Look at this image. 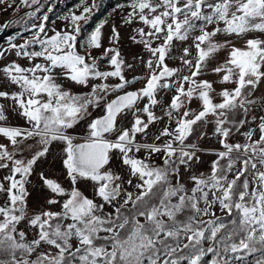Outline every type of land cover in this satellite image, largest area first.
<instances>
[{
  "label": "snow or ice",
  "instance_id": "snow-or-ice-1",
  "mask_svg": "<svg viewBox=\"0 0 264 264\" xmlns=\"http://www.w3.org/2000/svg\"><path fill=\"white\" fill-rule=\"evenodd\" d=\"M98 6L0 49V264H264V0Z\"/></svg>",
  "mask_w": 264,
  "mask_h": 264
},
{
  "label": "rangeland",
  "instance_id": "rangeland-1",
  "mask_svg": "<svg viewBox=\"0 0 264 264\" xmlns=\"http://www.w3.org/2000/svg\"><path fill=\"white\" fill-rule=\"evenodd\" d=\"M105 2L106 0H97L98 3V8L95 10L91 20L89 21L88 24L84 25V32L88 33L90 32L94 27L95 24L98 23L102 19H109L113 23H120L119 17L117 16L116 13H113V8L118 4V3H125L126 0H108L110 3H102ZM92 0H88V3H91ZM13 3V0H7L6 3L0 4V25H3L6 21L13 20L15 21L14 23L10 24L8 27H13L11 32H8L4 39L0 41V49L7 48L8 42H9V37H13L14 40L13 42L19 44L22 43L24 39H29L31 38L33 32L36 29L32 28L33 24H39L42 22V17L44 15H47L49 17L48 21H45L46 29L49 31V34H52L51 30L52 29H57L60 30L64 27L65 21L62 19L65 15H68L72 11H76L77 14H79V11L82 10L78 8L77 6L80 4V0H39L38 5H32L31 7H26L24 5L20 4V0H14V4L19 6V11H16L15 6L12 8H7V4ZM37 8H39V11H37ZM7 9V10H5ZM51 9V11H49ZM30 12H35L34 16H29L27 15ZM111 13V16L109 15ZM15 26H20V28L16 29ZM135 26V25H134ZM5 28L4 32L8 29ZM121 31V41H120V46L122 50V55L129 61V62H134L133 61V54L134 53H140L142 51V48L140 45L134 44L131 39L130 35H132V31L130 28H126L121 24L120 27ZM1 32V31H0ZM3 32V34H4ZM105 32V37H107L109 33V28L106 26L104 29ZM2 34V35H3ZM19 34V35H18ZM0 35V37L2 36ZM243 41H240L239 44H242ZM108 42L107 40L105 41V46H107ZM238 44V46H239ZM35 49H39V45L33 46ZM94 55H99V51H94ZM195 55V53H193ZM224 53H220V57L223 58ZM146 58V55H145ZM12 59L19 60L22 64L27 65L29 62L24 59H20L14 56V54H9L6 57V61H10ZM106 58L102 63V67L106 66ZM179 61H176V64L174 66H178ZM138 70L137 72H127V76L131 78L133 75L140 74L143 75L142 70L139 69V66H137ZM206 78L208 79H216L215 76H207ZM140 83H137L135 87H140ZM217 87H219L217 85ZM74 91H86L87 89H82L80 86H75L73 88ZM196 102L194 101L192 104V107L195 108ZM98 113L94 112V115ZM22 123V121H20ZM162 127V125H157L152 129V132L156 131V128ZM238 137H234V139H237ZM209 143H211L213 146L215 145V141L212 140ZM205 164L202 167L201 170H206L208 167V163L214 159V156L211 155H205L203 157ZM118 163V162H114ZM60 163L57 161L55 164H53V157H49L47 162L38 165L37 171L43 170L46 175L49 176H59V170H60ZM4 173L0 172V175H3ZM61 180L64 181L65 186H68V183L63 176H59ZM33 188L36 190L33 191L32 197L30 200V203L32 204L33 207L37 205V203H42L43 202V196L46 194L45 192L40 191V184L38 182V177L34 176L33 178ZM86 194L91 196V191L86 190Z\"/></svg>",
  "mask_w": 264,
  "mask_h": 264
},
{
  "label": "trees",
  "instance_id": "trees-1",
  "mask_svg": "<svg viewBox=\"0 0 264 264\" xmlns=\"http://www.w3.org/2000/svg\"><path fill=\"white\" fill-rule=\"evenodd\" d=\"M102 3H110L108 0H106L105 2L102 1ZM16 29L20 28V26H15ZM13 29V27H8V29L4 32V34L0 37V41H2L5 37V35L8 33V32H11Z\"/></svg>",
  "mask_w": 264,
  "mask_h": 264
},
{
  "label": "water",
  "instance_id": "water-1",
  "mask_svg": "<svg viewBox=\"0 0 264 264\" xmlns=\"http://www.w3.org/2000/svg\"><path fill=\"white\" fill-rule=\"evenodd\" d=\"M4 30H5V29H3V30L0 32V35H2V34H3Z\"/></svg>",
  "mask_w": 264,
  "mask_h": 264
}]
</instances>
